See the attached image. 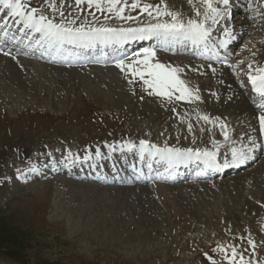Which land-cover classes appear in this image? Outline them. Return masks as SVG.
<instances>
[{"label":"rangeland","instance_id":"1","mask_svg":"<svg viewBox=\"0 0 264 264\" xmlns=\"http://www.w3.org/2000/svg\"><path fill=\"white\" fill-rule=\"evenodd\" d=\"M26 1L24 0V2ZM33 1L39 6L45 4L43 0ZM62 1L64 6H72V4H67L65 0ZM84 1L87 3V0ZM130 1L136 2L135 4L143 3L154 6V4L149 2L150 0H122L119 7L123 5L129 6L128 2ZM162 1L164 3L159 2L160 4L157 3L158 5L155 6L164 10L165 5H167L168 11L176 13L177 18L181 22H187L184 18L189 16L179 6L180 4L177 0ZM260 1L251 0L252 3L259 4L257 9L261 13V10L264 11V7ZM249 2L250 0H243L239 3L249 5ZM249 8L252 7L246 6L248 13H245L244 8H242L241 13L239 12L238 14L240 17L244 15L246 17L243 19L237 17V19L242 20L238 27H242V31L245 32V34H242V39L245 35V39L242 42L243 47L246 46L247 48L245 50L247 52L244 54L246 62L237 64H244L245 72L246 68H249L248 63L250 65L260 61V66L264 62V21H257L260 24L257 30L255 18L259 17L255 16V10ZM36 9L37 12L50 19L42 9ZM0 17H5L6 22L8 18L7 10L0 11ZM248 19H250L249 22ZM16 20H20V18ZM168 21L171 22V17H157L156 14L151 16L145 14L144 22L140 23L137 28H145L148 23ZM16 24L19 23L17 22ZM11 33L13 34L12 38L20 36L15 35L12 30ZM5 37L4 33V40H6ZM240 45L241 43L237 47ZM28 46L30 47L31 44L29 43ZM11 48L12 46H8L6 49H0V56L8 59L12 58L10 59V65L16 69L21 77L27 80V85L23 89V105L20 104L16 107L12 101H8L5 97L6 91L4 90L6 86L0 80V264H211L209 258L214 260L216 264H232L231 254L233 249L237 253L235 264H241L240 257H243V260L250 262V264H264V202L258 201L259 197L254 195L256 190L259 193L260 188L264 187V175L261 177L262 183H260L261 187L259 189L252 184L256 179L254 177L256 174L254 173L248 178L241 177L242 179L237 181V183L232 180L212 186H210L212 183H205L203 186L195 183V185L182 187L170 184L173 187L167 191L159 189L166 183L161 179L154 182L153 176H151V182L147 181L144 184L141 182L142 185L139 182L135 183L134 186H146L148 188L150 187L149 185H153L158 188L154 191L152 188L146 189L147 196L149 195L150 201L158 209L160 217L157 222L156 219L151 220L153 225L149 226L148 235H145L149 239L142 236L144 240L146 239L142 247L139 245L141 244L140 238H134L128 232L121 233V236L124 237H121L119 233H115L114 228L120 226L116 221H114L116 226H107V228L106 226L104 227L103 223L100 224L102 220L100 215L105 208H108V204L104 206L102 195L99 191H96L98 188L93 190L94 188L86 185H75L73 181L77 182L79 180L70 175L66 178L73 183L67 182V180L62 178H55L56 180L50 183L44 180L47 176L46 174L49 173L48 168L45 167L43 169L44 165L31 168L33 165L30 163L29 168L27 167L30 160L39 157L40 152L36 149L38 146L48 147L44 142L46 140L51 141L59 138L72 140L67 146L60 144H53V147L50 146L47 152L53 149V153L63 149L83 153L91 146L93 148L106 146L110 142L108 137L111 134L115 132L116 134H121L122 132L120 131H129L127 123L121 127L123 129H116L115 124L118 118L126 115L129 117L133 114L137 116V110L144 111L148 115H151V111H155L153 115H158L160 121L157 119L156 122H151V127L155 128L156 131L163 130L161 132H167L172 127V123H170L172 118L178 119L177 121H182L192 127L190 121L196 119L192 116L199 111L188 108L189 104L197 103L202 105L205 108V112L220 122L224 113L227 112H234L235 116L238 115L240 118L244 116V113L241 114L237 113V111L215 107L212 100L214 96L212 95V89L214 90L220 81H223L224 78L222 76L221 78L211 72L206 73L203 71L197 74L196 69L200 65V61L182 64L180 66L181 69L179 68L177 72L178 78L183 80L185 85L194 91L195 95L197 91L191 85L197 79L198 81L200 79L201 82L205 83L202 85L206 97L198 96L201 94L198 92L197 96L199 99L193 98L191 101L186 102L177 100L175 96L179 95V93H175L173 99L169 101L166 97L150 94L151 89H148L140 79L135 82H129L128 78L119 77L116 71H113V74H107L105 71L97 74L96 72L94 73V70L86 69L84 72H86L87 76L82 78V75L71 69L59 70L58 68L41 66L45 73L41 78L36 77V70L33 67L28 66L26 67L27 69H24L23 61L14 62L13 59L17 58L19 54V51H17L19 48L18 46ZM241 52L242 50L239 51V54ZM137 54L139 53L135 52L134 55ZM181 57L189 59L183 55ZM3 58L0 57L3 63L8 60ZM174 60L175 58L169 61ZM236 60L238 61V59ZM169 61L168 63L170 64ZM237 64L231 61L232 69L230 73L236 75V77L240 75V72H238L239 74H234L236 70L233 67L237 66ZM119 70L120 72L122 71L121 69ZM124 72H128L126 67ZM227 86L229 87L230 84H227ZM83 87L85 88L82 90ZM241 90L244 91V89ZM205 100L208 103L210 102L209 106H206L207 102ZM251 106L255 107L253 104ZM251 113L245 112V118H248ZM136 116L130 119H136L140 121L139 123L147 121L144 118L138 119ZM173 119L172 121H174ZM229 119L231 118L223 120L222 125H225ZM178 124L173 127L177 128ZM226 130L227 134L231 132L229 128H226ZM180 136L178 137L179 139H185L184 135ZM256 137V135H253L248 138L252 142L250 144L252 149L259 147L258 144H253L256 141ZM111 138L118 139L119 136ZM120 138L122 139V137ZM224 139L213 144L214 152H217L216 150L218 149L220 152H225L232 148L229 144L233 141L230 139L227 144H224L227 142V139ZM145 143L162 147V149L174 147L185 150V148H191L188 147L187 143L183 144L178 141L171 144H166L165 142ZM254 145L257 146L255 147ZM248 146H243L246 147L247 153ZM204 151L212 150H202V152ZM47 152L45 154L49 156L50 154ZM225 156L232 155H227L226 152ZM24 157L28 159V162L25 166L26 174L22 175V180H27L26 184L28 185L20 188L15 186V184L14 186L11 185L9 174L6 171L10 167H18L17 163ZM124 162L117 160L116 163ZM256 162L255 166H251L252 170L256 168L260 159ZM61 173L63 174L62 171ZM43 175L44 178H42ZM244 180L247 181L244 182ZM81 183L96 184V182L92 181ZM136 191L138 192L140 189ZM124 195L121 193L119 196L123 199ZM226 201L231 202L233 205L230 211H226L222 205ZM57 202L59 208L62 211H66L65 217H69L71 212H74L73 210L81 209L86 212L87 217H92L93 221H87V217L79 213H76L75 216L73 215V218L69 219V223L61 221L58 218L60 216L55 217L52 214V207ZM200 203L207 204L205 212L195 210L197 204ZM120 220L123 223L127 222V219H125L126 222L122 218ZM88 223L89 225L93 224L100 227L102 235L96 236L98 240L88 241L85 238L87 231L84 230V236L82 237V233L74 231L71 226V224H74L82 227L88 225ZM121 228L124 230L123 227ZM116 234H119V236ZM114 237L122 238L120 242H117L118 245L122 244V246L119 245L118 247ZM128 238L133 240L131 241ZM249 240L253 242L255 248L249 244ZM123 243L128 244L124 245ZM134 245L141 248H137Z\"/></svg>","mask_w":264,"mask_h":264},{"label":"bare ground","instance_id":"2","mask_svg":"<svg viewBox=\"0 0 264 264\" xmlns=\"http://www.w3.org/2000/svg\"><path fill=\"white\" fill-rule=\"evenodd\" d=\"M43 1L45 3L43 6H39L33 0H27L25 3L32 8L42 9V11L47 13L48 17L53 22L64 23L67 25L68 21H75V23L71 25L72 27H80L83 25L85 27H112V28H118V29L119 28H123V29L133 28V29H135V28L139 27L140 23L144 22V15L148 14V12L143 11V7L145 5L143 3H138L139 7L135 8V9L132 8L131 5L136 3L133 1L128 2L129 6H125V5L120 6V7L124 8L123 15L125 17H132V19H120L115 15V13H109L107 11L106 7H105V10L103 12H101V11L97 10V8L94 5L89 6V4L86 3L85 1L82 2L80 5H77L76 0H65L67 2V4H70V5L72 4L71 7L64 6L62 0H43ZM177 1L180 4L179 6H181V8L189 16L188 18H184L185 21L187 20V22H188V20H190V19L200 21L203 19L200 22L206 23L204 21L205 8L200 3V0H191V3H189V0H177ZM149 2L151 4H154V6L149 9V11L152 12V15L156 14V6L155 5H158L157 3H159V2L164 3V1H162V0H150ZM50 4H54L56 6V9L54 10L52 7H50L49 6ZM249 9L255 10L256 11L255 16H257L261 19L260 20L259 18H255V23L257 26L256 29H257L258 26L260 25L257 23V21H259V22L262 20L264 21V15L262 12L260 13L258 11V9L255 8V6H254V8L252 7ZM173 10H175V9H173ZM197 10L201 13V15L199 17H196L197 16L196 15ZM194 11H196V12H194ZM60 12H63V16L60 15ZM165 17H167V16H165ZM244 17H246V16L244 15L243 17H240V18L243 19ZM38 18H39V16H37V19ZM249 21H250V19H248V22ZM17 22L19 24H16ZM168 22H170V21H168ZM187 22H185V24H187ZM150 24H155V23H148L147 26ZM239 24L236 25V27H238ZM4 25L8 26V29L5 31V36H6L5 39L6 40L3 41V44H6L9 40H11L12 35H13L11 33V30H12L11 28H14L15 35H20L21 39L28 41L27 46L29 43L31 44L30 48L33 45L35 46L31 50L32 52L29 55L32 60L38 59V60H42V62H43L44 61L43 59L45 57H49V55H51V53H55L58 56H60L62 59H58L54 62L58 63V64H62L64 66H67L65 61H66L69 53H65V52H62L59 50H54V49H52V52H50L49 49H51V47L49 46L48 41L46 42L43 39H37V37H40L42 34L35 32L33 29L25 28L21 19L20 20L13 19L8 14V18H7ZM5 26L2 27V29H1L2 32H3V29L5 28ZM21 26H23V29L20 31ZM242 33H244V31H242ZM244 37H245V35H244ZM244 37H243V39H244ZM240 38H242V34H241ZM238 42L241 43L240 41H238ZM239 43L237 44V46L239 45ZM45 49H48V50H45ZM26 50H28V49L24 48V50H22V51H26ZM245 50H247L246 46L242 48V52L239 54L241 57L243 56V58L245 57L244 54H246V52H247ZM135 52H137V51H135ZM135 52H132L133 54L131 56H128L130 54L125 55L128 57L115 59L114 61H110V62L104 61V63H103L104 66L101 69H104L105 73H107V74L108 73L113 74L112 70H114L117 73H119V74H117L119 77H124L126 72H124V71L120 72V70L118 71V69H120V68L117 67V63L119 61L123 60L124 64L126 65L128 62L131 63L135 59H142L143 58V56H139L140 52H139V54L134 55ZM184 53H186V52L184 51ZM155 54H156L155 55V61H158L159 63L164 64L165 66H167L170 69L171 68H175V69L180 68L181 69L180 66L182 64H190L192 62L191 59H183L181 57L183 55V52L173 54L170 51H166L163 53L162 56H159L160 53H158V51H156ZM180 57H181V59H179ZM190 57H192V56H190ZM82 58H83L82 56H76L75 59L72 61L73 65H75V67H68V68L71 69L72 71L76 72V73H79V75H82V78H84L85 76H87V74H86V72H84V69L82 67H80ZM92 58L95 59L94 61H96V59L99 60L97 54H94V56H92ZM173 58H175L174 61H169L170 59H173ZM192 58L198 59L197 57H192ZM176 59H178V60H176ZM168 61L170 62V64L168 63ZM243 62H246L245 58H244ZM234 63L237 64V62H234ZM239 63H242V62H239ZM22 64H23L24 69H27L26 67H28V66L33 67L36 70V74H37L36 77H39V78L43 77V74L45 72L42 70L41 66H44V65L35 64V63H32L31 61L30 62L29 61H23ZM248 66H249V63H248ZM231 67H232V65H231ZM244 67H245L244 64H237V66L233 67L235 70H240V75L237 77H244V73H245ZM206 68H207L206 64L200 63V65L196 69L197 74H198V72H201V71L206 72V73L211 72L210 70H208ZM247 69H249V68H247ZM89 70H94V69L92 68ZM104 70L95 69L94 73L96 72L97 74H101L102 72H104ZM256 72L254 74H258ZM254 74H252V75H254ZM222 77L224 78L223 81H220V83L216 86V88L214 90L212 89V95H214L212 100L215 104V107H220V108L222 107V108L227 109V110L237 111V113H241V114L244 113V116L239 118L238 115L235 116L234 112H227V113H224V115L222 116V120L220 122V121H217L215 117H212L209 115V113L205 112L204 111L205 108L202 107V105H199L197 103L196 104H189L188 108L193 109L195 111L196 110L199 111L194 116H192V117H194V119L196 118L195 120L189 119V120H191L190 122L192 124L191 130L189 129L188 124L186 125L182 121H177L178 119L176 120V119L172 118L174 120V121H172V119L170 120V123H172V125H171L172 127H170L167 132H161L163 130L156 131L155 128L153 129L151 127V122H156V120L158 119V115H153V113L155 111H151V115H148L144 111L137 110V116L133 114L129 117H127V115H126V116H123L121 118L120 117L118 118L117 123L115 124L116 129H119V130L123 129L121 127L123 126V124L127 123V125H129V128H127L129 131H126V132L120 131V132H122L121 134H116V132L111 134L108 137V138H110V139H108V140H110V142L107 143V145H106L107 148H104L103 146H99V147L104 148L105 150L102 148H99V147L93 148V146H91V147L87 148V151H85V152L82 151L83 153H80L77 151H70V150L68 151L65 149L60 150L59 152H56V153H53V151H52L53 149H50V151L47 152V150H49V147L52 146L53 144L54 145L60 144V145H64V146L66 145L67 146L68 144H70L72 142V140L64 139V138L54 139L51 141L46 140L44 142L47 144L48 147L38 146L36 149H37V151L40 152L39 157L30 160L27 167L29 168L30 163H31V165H33V167H31V168H34V166L38 167V166L44 165L43 169H45V167H46L49 170V173L46 174L49 177L46 176L44 178V175H43L42 178H44L45 181H48L50 183L53 182V180H56L55 178H62V179L67 180V182H71V183L74 182L73 184L78 185V186L86 185V186H89L91 188H94L93 190H95V188H98V190H96V191H99V193L102 195V197L104 199V202H103L104 206H107V204H108V208L107 209L105 208L104 212L100 215V218L102 219L100 221V224L103 223L104 227L106 226V228H107V226L115 225L114 221H116L117 223H119L120 226L114 228L115 233H119L121 236L122 232L123 233L128 232V234H132L134 238L135 237L140 238L141 244H139V245L143 247L146 239H149V237L145 236V235H148V229L150 228L149 226L153 225V223H152L153 219L154 220L156 219V222H157V220L160 217V214H158L159 212L157 211L158 209H156V207L152 204V201H150L151 198L148 197L149 195L147 196L146 189L152 188V190L154 191V190H157L158 188H155L153 185H149L150 187H148V188L146 186L145 187L144 186H134V184L137 182H139L140 184H141V182H143L142 184L146 183L148 181V177H144V176L139 175V174H141L140 172H138V173L133 172L131 170L130 166H132V167H143V170L148 174L149 172L151 173L152 171H154L155 169L158 168L157 167L158 161H163L165 159H163L158 153H156L155 149L152 148L151 147L152 145H150V144H146L147 147L142 151L141 150V144H140L141 141L152 142V143L165 142L166 144H171L173 142L178 141V142H181L183 144L187 143L188 147H191L188 149H192L193 152H196V151L201 150V149L202 150H212L209 152H214L215 150H213V147H212L213 144L218 143L221 139H224L225 134L227 135V138H228V136L231 135V138H232L231 140H234L233 142H231L229 144L230 147H234V145H236L237 143H238L237 146H240V144H241L240 142H242V144H241L242 147L248 146L251 143L244 145L245 144V143H243L244 140L248 139L250 136L256 135L257 136L256 141L253 144H258L259 145L258 148L254 149L251 153H249V152L247 153L246 149H240L239 151H237V153H239L240 151L243 150L249 157L247 160L244 161L245 166L243 168L237 169L236 171H233L231 173L228 172L227 174L223 175L221 178H217V179H215V178H202V179H198V180H196L190 184L186 183V182H176V183L171 182V183L176 184V185H180L181 187L186 186V185H189V186L195 185V183H197V185L202 184V186L205 183H212V184H210V186H212V185L220 184L222 182L224 184V183L232 181V180H235L237 183V181H240V179H242L241 177H247L248 178L251 176L252 173H254V174H256V176H254L256 179L253 181L252 184H254L258 189L261 187L260 186V183H262L261 177L264 175V130H261L259 117L261 114H264V108H262L260 106L262 104L257 105L258 107H252L251 106L253 103L251 102L250 97L247 96L246 94H244L243 93L244 91L241 90V89H243V85L241 83H240L241 84L240 85L238 83V81H235L237 79L236 75L229 73V74H223ZM247 78L249 79V75H247ZM137 79H139L138 76H136V81H137ZM0 80H2L3 85L6 86L4 91H6L5 97L7 98V100L12 101L16 107H18L20 104L23 105V101H24L23 89L27 85V80L24 77H21V75L16 71V69L10 65V59L5 61L4 63L0 59ZM202 84H205V83L201 82L200 79H199V81L197 79L191 86H193L194 90L197 91L196 96H197V94H199L198 92H200L202 95L199 94L198 96H201L202 98H204L206 96L204 95L205 93L203 92V85ZM227 84H230V86L228 87ZM84 88L85 87H83L82 90ZM133 90H134V88H133ZM87 93H89V92H87ZM97 96H98V94H97ZM205 101L208 103L207 100H205ZM207 103H206V106H209L210 102L208 104ZM237 103H239V104H237ZM245 112L246 113L252 112L253 114L251 113L248 116V118H245L246 117ZM161 114H163V113H161ZM135 116L138 117V119L139 118L147 119V121H143L142 123H139L140 121H138L136 119H130V118L135 117ZM204 116H207L208 120L202 119V117H204ZM227 118H231V119H229V121L225 125H222V123L224 122L223 120H225ZM158 121H160V119H158ZM175 123L176 124L179 123L177 128L173 127L174 125H176ZM137 125H140V126H137ZM166 127H168V126H166ZM226 128H229L231 130V132H229L227 134ZM132 129H134V130H132ZM180 135H184L185 139L183 138L184 140H182L180 138L181 139L180 140L178 138ZM115 136H117V137L119 136V138L118 139L111 138V137H115ZM120 137H122V139ZM180 137H182V136H180ZM111 142H114V143H111ZM173 146H175V145H173ZM178 147H182V146H178ZM155 148L156 149H162V147H157V146H155ZM169 148L176 149L174 147H169ZM163 149H165V148H163ZM182 150H184V149H182ZM202 150L199 152H202ZM118 151H120V152H118ZM216 151L217 152H214V153L220 152L219 149ZM46 152L49 153L50 155L48 156L47 154H45ZM221 152H224V151H221ZM225 159H228V161L234 160L232 156H226ZM258 159H260V162L256 165V168L254 170H252V167L255 166L254 164L257 163L256 161ZM117 160H121L122 162L126 161V162L118 164V163H116ZM27 162H28V159H26L24 157L22 160H20L17 163L18 167H10L6 171V173L9 174V177H10L9 181H10L11 185L14 186V184H15V186H18L20 188H23L25 185H28V184H26L27 180L26 181L22 180L23 179L22 175L26 174L25 166L27 165ZM78 165H85L87 167H92L96 172L106 171L108 174V176H107L108 178H104V179H106V181L104 183H101V184H89V183L84 184V183H81V181H77V182L73 181L72 182L66 178V177H69V173L71 174L72 171L68 172V173L66 172V174L61 173V171L63 172L64 169H73L72 167H76ZM53 170H55V171L53 172V174H51ZM87 170H88V168H84V171H87ZM100 174H104V172H102ZM135 174L137 176H139V179H142V181H135L133 178H131V179L125 178L127 176L131 177ZM24 178H25V176H24ZM76 179L80 180L79 178H76ZM85 180H87V179H84V181ZM161 180L163 182H165L166 184L163 185V187L159 188L160 190L167 191V190H170L171 187H173L169 184L170 183L169 181H167L165 179H161ZM162 181H158V182H162ZM246 181L244 180V182H246ZM87 182H89V181H87ZM242 182H241V184H242ZM250 185H251V183H250ZM207 186H208V184H207ZM89 187H87V188H89ZM139 189H140V191L137 192L136 190H139ZM225 189H226V186H225ZM256 191L254 192V195L256 197H259L258 201L264 202V187L260 188L259 193H257ZM121 193L125 194L123 199H121V197L119 196ZM242 193H243V191H242ZM222 205L224 206V209L226 211H228V210L230 211V209H232V207H233L231 202H228V201H226ZM205 206H207L206 203L197 204V207L195 208V210H197V211L201 210L200 212H202V211L205 212L204 211ZM60 207H62V206H60ZM68 210H69V208H68ZM73 211L74 212H71L69 217H65L66 211H62V209L59 208L58 202L55 203L54 206L52 207V214L55 217L60 216L58 218H60L61 221H67V223H69V219H71V217L73 215L75 216L76 213L84 214L87 217L86 212L81 210V209L73 210ZM84 215H83V217H84ZM120 218H122L124 220L127 219V222L125 220L126 223H123L120 220ZM86 219H87V221H90V220H92V217L88 216ZM93 223H95V222H93ZM71 226H72V229L74 231L75 230H76V232L80 231L82 233V237L84 236V230L87 231V233L85 234V238L88 241L89 240H98V239H96V236L102 235L100 232V229H99L100 227H97L96 225H93V224L89 225V223H88V225H84L82 227L81 226L79 227V226L74 225V224H71ZM121 227H123L124 230H122ZM71 233H73V232H71ZM119 234L118 235L116 234V235L119 236ZM142 236L145 237L146 239L144 240V238ZM121 237H124V236H121ZM127 237H128V235H127ZM117 239H119V238L116 237L114 239V241L116 240L115 243L120 242V239L122 240V238H120L118 241H117ZM128 239H130V238H128ZM130 240L132 241L133 239H130ZM102 243H105V242H102ZM125 244H128V243H125ZM117 245H118V243H117ZM119 245L122 246V244H119ZM119 245H118V247H119ZM134 246H136L137 248L140 247L137 245H134ZM102 247H104V246H102ZM111 247H112V245H111Z\"/></svg>","mask_w":264,"mask_h":264},{"label":"snow or ice","instance_id":"3","mask_svg":"<svg viewBox=\"0 0 264 264\" xmlns=\"http://www.w3.org/2000/svg\"><path fill=\"white\" fill-rule=\"evenodd\" d=\"M84 0H76V4L80 5ZM222 2L227 5L228 0H217V3ZM89 6H95L97 10L103 12L105 7L109 13H115V15L120 19H132V17H125L123 15L124 8L119 7L122 0H87ZM191 3V0H189ZM200 3L204 6L205 21L211 19L213 23L216 22L218 16L221 15L219 9L214 6L213 0H200ZM54 10L56 6L50 4ZM132 8L139 7L138 4H132ZM152 5H144L143 11L148 12L151 16L152 12L149 11ZM0 8L7 10V14L13 17H19L25 28L33 29L37 33H41L43 38L48 41L50 47H56L59 49L65 43L67 44H78L80 46L89 47L96 42L109 43L112 41L123 42L132 38L144 39L146 37L156 36L162 38L165 41H191L193 44H199L201 42H206L209 35L208 29L205 27L204 22L197 20H188L187 24L181 22L177 18V14L167 10V5H165L164 10H161L158 6L156 7V15L171 17V22H157L155 24H150L145 28H112V27H72L71 25L75 21H68L67 25L64 23H56L51 19H48L44 15H40L37 19V9L31 8L30 11H26L28 5L24 0H0ZM63 16V12H60ZM197 16L201 13L197 10ZM5 25H0L4 27ZM7 55V53H5ZM155 52L150 49H145L142 59H135L130 64L127 65L128 70L134 75L138 76L143 84L151 89L150 94H155L160 97H166L169 101L173 99L175 93L179 95L175 96L177 100L191 101V99H199L195 95L194 91L189 89L183 80H180L177 76L178 69L168 68L162 63L155 61ZM122 71L125 70L124 61L121 60L117 63ZM251 68V65H249ZM257 75H249V80L252 83L253 89L264 98V69H257ZM264 108V104L261 105ZM204 120H208L207 116L202 117ZM261 130H264V114L259 117ZM191 130V125H189ZM227 139V135L225 134ZM141 150L143 151L147 145L144 141L140 142ZM155 149L163 159L167 160L169 164L174 165L183 159H191L195 156L197 159L203 157L206 164L212 166L215 161V153L204 151L203 153L196 151L193 152L192 149H156L155 145L151 146ZM252 149H248L251 152ZM249 157L242 150L239 153L233 150V159L238 163H243ZM249 244L255 248V245L251 240ZM232 264H235V258L237 256L236 251H232ZM211 264H216L214 260H211ZM241 264H250V262H245L243 257H240Z\"/></svg>","mask_w":264,"mask_h":264}]
</instances>
